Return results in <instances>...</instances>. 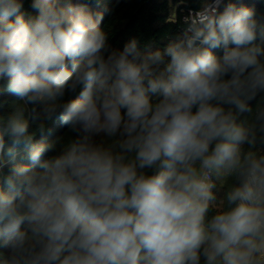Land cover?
<instances>
[{"label": "clouds", "instance_id": "1", "mask_svg": "<svg viewBox=\"0 0 264 264\" xmlns=\"http://www.w3.org/2000/svg\"><path fill=\"white\" fill-rule=\"evenodd\" d=\"M90 3L0 0V264H264V15L199 0L141 51Z\"/></svg>", "mask_w": 264, "mask_h": 264}, {"label": "trees", "instance_id": "2", "mask_svg": "<svg viewBox=\"0 0 264 264\" xmlns=\"http://www.w3.org/2000/svg\"><path fill=\"white\" fill-rule=\"evenodd\" d=\"M249 7H255L258 15H264V0H243ZM27 7V5H26ZM88 9L95 14L103 12L104 18L101 27L110 34V43L115 48L123 47V44L135 37L139 41L141 51L151 47H162L169 39L175 38L181 31L183 10L186 7L198 8L199 0H123L116 5L115 0H99V3H90ZM176 11L175 19H171ZM4 99L13 100L14 97L5 94ZM245 119L244 116L240 117ZM34 126H30L32 131ZM44 135H36L37 141L50 142L57 137H64L65 142L71 138L66 128H62L59 119L56 118L47 125ZM264 135V134H262ZM247 149V146H245ZM257 151H264V144L257 143ZM23 150H21V155ZM226 177L216 179L217 200L222 198L226 187L231 183ZM209 215H212L210 211Z\"/></svg>", "mask_w": 264, "mask_h": 264}, {"label": "built area", "instance_id": "3", "mask_svg": "<svg viewBox=\"0 0 264 264\" xmlns=\"http://www.w3.org/2000/svg\"><path fill=\"white\" fill-rule=\"evenodd\" d=\"M189 8H192V7H186V8L183 10V16L187 14V10H188ZM213 180L215 181L214 177H213Z\"/></svg>", "mask_w": 264, "mask_h": 264}, {"label": "crops", "instance_id": "4", "mask_svg": "<svg viewBox=\"0 0 264 264\" xmlns=\"http://www.w3.org/2000/svg\"><path fill=\"white\" fill-rule=\"evenodd\" d=\"M175 16H176V11H175V13L172 15L171 19H174Z\"/></svg>", "mask_w": 264, "mask_h": 264}, {"label": "rangeland", "instance_id": "5", "mask_svg": "<svg viewBox=\"0 0 264 264\" xmlns=\"http://www.w3.org/2000/svg\"><path fill=\"white\" fill-rule=\"evenodd\" d=\"M174 19H175V18H174ZM215 178H216V177H215ZM224 178H226V177H221L220 179H217V178H216V179H217V180H221V179H224Z\"/></svg>", "mask_w": 264, "mask_h": 264}]
</instances>
